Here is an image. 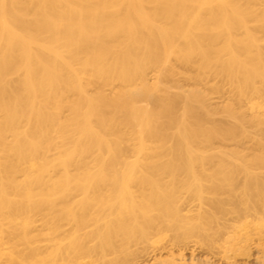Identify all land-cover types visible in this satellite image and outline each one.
Wrapping results in <instances>:
<instances>
[{
  "label": "bare ground",
  "instance_id": "bare-ground-1",
  "mask_svg": "<svg viewBox=\"0 0 264 264\" xmlns=\"http://www.w3.org/2000/svg\"><path fill=\"white\" fill-rule=\"evenodd\" d=\"M171 59L192 67L188 77L195 83L219 76L233 97L251 95L257 113L246 119L232 97L223 113L236 124L213 122L206 93L196 86L181 90ZM241 121L264 124V0H0V238L9 248L0 257L6 264H85L81 259L88 257L93 264L105 249H123L135 239L132 232L116 233L107 221L82 234L57 233L53 224L41 239L29 233L30 217L42 204L77 191V209L66 205L59 217L79 226L94 216L95 202L116 203L117 213L133 219L147 220L149 210L158 217L177 213L173 202L145 200L143 190L140 199L118 196L129 193L131 183L157 189L166 177L173 183L176 173L204 162L207 150L198 141L232 137ZM122 125L134 128L142 156L118 172ZM254 163L264 166V157ZM193 182L202 183L194 176ZM102 186L111 188L109 201L95 193ZM231 213L218 234L228 242L230 227H237L238 246L228 245L233 252L226 246L229 255L219 247L224 264H264L260 178ZM188 255L182 264H221Z\"/></svg>",
  "mask_w": 264,
  "mask_h": 264
},
{
  "label": "rangeland",
  "instance_id": "rangeland-1",
  "mask_svg": "<svg viewBox=\"0 0 264 264\" xmlns=\"http://www.w3.org/2000/svg\"><path fill=\"white\" fill-rule=\"evenodd\" d=\"M170 63L176 69L174 79L181 90L196 86L206 93V103L215 111L212 115V119L215 120L213 122H221L229 126L236 124L223 113L226 102L233 97L229 84L223 78L207 75L201 82L195 83L192 78L188 77V74H192L194 71L192 67H185L176 59H171ZM154 78L155 71L149 69L146 73L147 81L152 82ZM214 84H219L220 89L211 90V85ZM107 90L110 89L107 88ZM250 99L251 95H246L235 96L233 101L231 100L235 110L241 112L246 119L257 113L250 108ZM174 129L175 127L172 128V131ZM121 130L125 132L126 138L124 156L115 166L118 172L124 171L129 164L141 159L142 156L136 149L138 141L135 132H133L134 128L122 125ZM171 143V139L167 141L168 145ZM196 146L207 151L203 156L204 162L196 163L189 173H176L173 183L170 181L168 183L166 177L160 189L151 186L140 188L139 185L131 183L128 185L130 192L122 190L118 196L125 200L129 195L134 199H140L138 191L143 190L147 194L145 200L173 202L177 207V213H164L158 217L155 210H149L144 215L147 220L143 216L133 219L125 214L117 213L116 203L98 205L95 202L91 206L92 210L90 209L94 216L87 219L84 225L79 226L72 217L62 219L59 217L66 205L77 209L76 201H79L81 196V193L77 191L55 199L51 203L42 204L30 217L29 233L39 234L42 239L51 233L53 224L59 225L55 231L57 233H93L99 231L103 226L106 227L104 221H107L106 225L114 227L116 233H123L125 229H128L135 239L124 243L126 246L123 249H105L102 256H97L93 264H182L188 262V256H190L188 254L192 252L195 256L198 255L202 258L212 256L215 262L220 261L219 263L224 264L226 260L221 257L224 255H221V251L225 247L226 250L223 252L229 255L233 252L231 248L234 244L231 243H235V247L238 246L236 240L233 239L236 237L238 228L232 225L229 230L230 236L229 232L228 235L225 234L229 237V239L226 238L229 243L224 242V236L218 232L224 229V222L228 221L229 216L231 217V210L236 207L242 194L251 189L254 177L260 178L264 182V166H257L254 163L257 157H264V124H258L255 121H241L235 127L234 136L215 137L209 142L198 141ZM54 152L55 150H51L49 155H53ZM92 157L93 155H88L87 160H91ZM57 174L58 171L52 173V175ZM193 176L201 179L202 183L197 185L193 182ZM187 180L190 183L183 184L184 181L188 182ZM158 190L161 192L159 197L156 195ZM95 193H99L102 198L108 201L113 196L111 188L108 186L100 187L95 190ZM116 199L113 198L110 201ZM216 201L222 204L221 209L213 208V203ZM213 237L215 238L211 239ZM4 240L6 238H0L1 252L9 250ZM42 241H38V244H42ZM226 246L232 252H229L230 250ZM16 247L23 249L22 244H17ZM219 251L220 254H218ZM219 256L221 260H218ZM4 257L5 255L2 254L0 264H6ZM81 260L85 264H90L88 257Z\"/></svg>",
  "mask_w": 264,
  "mask_h": 264
}]
</instances>
